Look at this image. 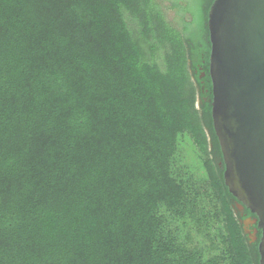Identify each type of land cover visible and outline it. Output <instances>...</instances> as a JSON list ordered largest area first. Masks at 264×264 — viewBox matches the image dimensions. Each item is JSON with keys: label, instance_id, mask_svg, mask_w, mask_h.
Listing matches in <instances>:
<instances>
[{"label": "trees", "instance_id": "obj_1", "mask_svg": "<svg viewBox=\"0 0 264 264\" xmlns=\"http://www.w3.org/2000/svg\"><path fill=\"white\" fill-rule=\"evenodd\" d=\"M212 1L0 0V264H259L212 123Z\"/></svg>", "mask_w": 264, "mask_h": 264}, {"label": "water", "instance_id": "obj_2", "mask_svg": "<svg viewBox=\"0 0 264 264\" xmlns=\"http://www.w3.org/2000/svg\"><path fill=\"white\" fill-rule=\"evenodd\" d=\"M211 117L223 179L254 214L264 264V0H213L207 12Z\"/></svg>", "mask_w": 264, "mask_h": 264}, {"label": "rangeland", "instance_id": "obj_3", "mask_svg": "<svg viewBox=\"0 0 264 264\" xmlns=\"http://www.w3.org/2000/svg\"><path fill=\"white\" fill-rule=\"evenodd\" d=\"M164 8L167 19L174 21L175 10L170 8V4L167 2L164 3ZM181 151L183 153V158L181 161L184 162L185 165L188 164L193 172L196 173V171H198V173H200L202 170L200 167V160L198 159L199 157H197L198 155L196 149L191 144L189 139H187V137L182 143ZM193 241L196 245L202 248H204V246L206 248L209 245V241L203 235L197 232L193 236ZM208 255L209 254L207 252H204L205 257H208Z\"/></svg>", "mask_w": 264, "mask_h": 264}, {"label": "flooded vegetation", "instance_id": "obj_4", "mask_svg": "<svg viewBox=\"0 0 264 264\" xmlns=\"http://www.w3.org/2000/svg\"><path fill=\"white\" fill-rule=\"evenodd\" d=\"M161 5L162 9L165 12L164 3H169V0H156ZM183 1V0H180ZM176 15V14H175ZM201 72L198 74L197 80L201 88H203V85L201 83L203 82V77L205 76V72L200 70ZM237 212L240 215V222L242 224L243 232L248 240L249 243L253 242H259L260 237L258 238V230L255 232L256 223L253 221L254 216H249L245 212V208H237Z\"/></svg>", "mask_w": 264, "mask_h": 264}]
</instances>
